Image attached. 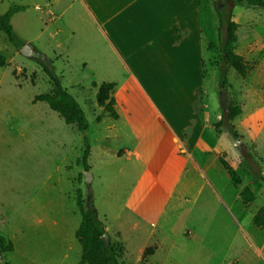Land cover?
I'll return each instance as SVG.
<instances>
[{
    "label": "rangeland",
    "instance_id": "rangeland-1",
    "mask_svg": "<svg viewBox=\"0 0 264 264\" xmlns=\"http://www.w3.org/2000/svg\"><path fill=\"white\" fill-rule=\"evenodd\" d=\"M12 5L27 9L11 19L21 46L12 45L0 33V54L5 60L0 68V236L14 247L2 262L82 264L71 227L72 221L80 220L78 194L81 205L87 207L85 172L78 164L84 135L91 147L92 206L110 243L121 251L117 259L121 264H256L255 258L240 256L250 240L258 242L264 234L253 223L254 214L264 209V185L242 170L239 152L250 153L264 176V11H232L237 25L234 53L254 68L246 79L228 71L227 106L231 103L241 109L232 121L240 136L239 147L225 132L214 129L223 108L217 88V53L207 47L217 43V22L211 2L197 1V21L192 20V26L200 29L207 53L194 112L212 128L214 136L207 129L203 141H217L214 155H224L239 184H232L220 164L213 171L217 192L194 175L188 190L168 207L155 231L148 228L141 234L122 210L133 174L114 160L121 143L112 137L113 118L96 104L97 88L93 86L120 83L124 77L103 59L99 39L85 27L76 0H0V14ZM44 68L59 78L81 106L88 123L83 135L46 104L33 102L36 96L52 92ZM245 187L255 196L248 206L239 199ZM149 193L155 200L161 195L153 188ZM143 194L140 189L134 191L128 205H136ZM68 243L75 246L70 251Z\"/></svg>",
    "mask_w": 264,
    "mask_h": 264
},
{
    "label": "crops",
    "instance_id": "crops-1",
    "mask_svg": "<svg viewBox=\"0 0 264 264\" xmlns=\"http://www.w3.org/2000/svg\"><path fill=\"white\" fill-rule=\"evenodd\" d=\"M76 1L85 27L99 39L103 59L124 77L120 83L106 82L114 84L111 97L117 115L110 120V130L121 143V155L116 154L114 160L133 174L122 202L123 213L141 234L148 228L155 231L168 207L188 190L194 175H200L208 189L218 191L213 178V171L219 170L213 153L218 143L203 141L207 129L214 136L212 128L194 112L207 53L200 29L192 26V20L197 21L198 0ZM180 32L186 34L177 42ZM122 172L120 168L118 173ZM150 188L160 192L159 199L151 197ZM138 189L144 194L138 195L136 205H128ZM70 212L76 222L77 216ZM79 224L80 220L72 221L74 237ZM263 235L258 242L250 240L240 258L249 255L256 264H264ZM73 246L68 243V250Z\"/></svg>",
    "mask_w": 264,
    "mask_h": 264
},
{
    "label": "trees",
    "instance_id": "trees-1",
    "mask_svg": "<svg viewBox=\"0 0 264 264\" xmlns=\"http://www.w3.org/2000/svg\"><path fill=\"white\" fill-rule=\"evenodd\" d=\"M212 4L217 28H216V45L209 44L208 51H216L217 53V85L220 90L228 87V71L233 70L240 78L246 79L254 70L241 56L234 53L236 42L237 25L232 19V11L234 8H252L264 11V0H209ZM27 9L24 5H12L5 13L0 14V33L3 34L9 43L14 46H21L23 42L19 41L15 35L11 19L17 14ZM179 41V37L177 42ZM5 60L0 54V68L4 66ZM45 74L48 76L52 84V92L36 96L33 102L44 103L48 108L55 112L66 125L75 126L77 131L83 135L88 128L84 112L76 99L69 94L61 85L59 78L44 68ZM97 88L96 104L104 107L105 111L116 119L117 115L113 110V98L111 93L114 89L112 83L93 84ZM241 114V109L237 105L229 104L226 110H221V115L214 125L217 131L225 132L233 140H239L238 135L232 121ZM90 155V144L87 137L82 136V153L78 160V164L82 166L83 171L89 172L90 167L88 158ZM121 152H118V156ZM240 167L248 173L256 182L264 185V176L260 170L259 164L253 159V156L246 152H239ZM218 162L230 178L233 185L239 184L238 176L228 166L224 155L218 156ZM239 199L243 206H248L255 200L254 194L249 188H243L239 193ZM89 200H87V203ZM76 206L80 214V224L75 232V239L81 249L80 263L82 264H121L117 259L121 251H117L110 243L109 248L105 247L102 236L105 233L102 222L98 220L96 210L93 206L87 210L80 203L78 194ZM88 206V204H87ZM253 223L257 228L264 230V209H259L254 217ZM14 247L11 241L0 236V264H8L3 261V255L11 253Z\"/></svg>",
    "mask_w": 264,
    "mask_h": 264
},
{
    "label": "water",
    "instance_id": "water-1",
    "mask_svg": "<svg viewBox=\"0 0 264 264\" xmlns=\"http://www.w3.org/2000/svg\"><path fill=\"white\" fill-rule=\"evenodd\" d=\"M218 88V85H217ZM220 103L222 104V108L223 110H226L227 108V100H226V90H220ZM236 144H238V146L240 147V140H236ZM93 180L92 175L89 172H86L84 174V183L86 186V192H85V199L86 201L89 200V202L87 203L88 206L86 207V210L92 206V190H91V182ZM102 240L105 244L106 248H109L110 245V238L108 236V234L105 232L104 235L102 236Z\"/></svg>",
    "mask_w": 264,
    "mask_h": 264
}]
</instances>
